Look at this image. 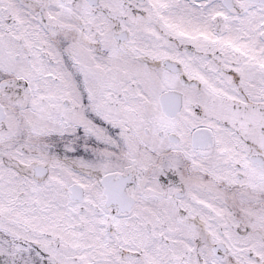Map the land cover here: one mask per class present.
<instances>
[{
    "label": "snow or ice",
    "instance_id": "1",
    "mask_svg": "<svg viewBox=\"0 0 264 264\" xmlns=\"http://www.w3.org/2000/svg\"><path fill=\"white\" fill-rule=\"evenodd\" d=\"M0 264H264V0H0Z\"/></svg>",
    "mask_w": 264,
    "mask_h": 264
}]
</instances>
